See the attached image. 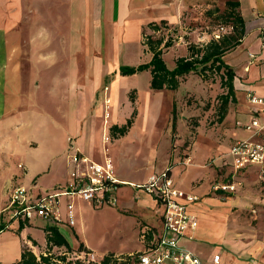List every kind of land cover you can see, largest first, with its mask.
<instances>
[{
    "label": "crops",
    "instance_id": "1",
    "mask_svg": "<svg viewBox=\"0 0 264 264\" xmlns=\"http://www.w3.org/2000/svg\"><path fill=\"white\" fill-rule=\"evenodd\" d=\"M227 1L239 2L245 22L241 44L223 57L235 74L236 102L217 128L195 129L183 157L179 148L170 154L169 110L183 83L175 91H152L148 71L121 76L119 69L151 60L143 46L148 24L182 29L201 20L200 9ZM177 46L162 55L165 62L174 52L170 70L176 58L188 56L186 46L178 52ZM248 94L264 98V0H0V213L13 187L38 193L64 186L71 147L96 164L109 159L122 183L115 207L72 200L73 226L67 225L69 202L59 199L58 229L72 249L82 243L99 257L141 252V231L159 232L161 218L154 198L130 185L169 170L175 188L201 199L189 207L197 227L180 247L203 264H213L200 256L206 245L220 254L218 264H264V163L236 170L230 155L237 141H261L244 128L254 118L264 125V107L250 105ZM133 111L128 131L112 136L110 129L125 125ZM176 131L174 146H180L188 134L181 118ZM216 184H233L235 191L213 193ZM251 212L258 218L254 227L241 221ZM35 222L0 232V264L15 263L29 238L44 246L45 224ZM125 233L129 240L118 250L103 246L109 235L120 240Z\"/></svg>",
    "mask_w": 264,
    "mask_h": 264
},
{
    "label": "built area",
    "instance_id": "2",
    "mask_svg": "<svg viewBox=\"0 0 264 264\" xmlns=\"http://www.w3.org/2000/svg\"><path fill=\"white\" fill-rule=\"evenodd\" d=\"M247 101L252 106L264 107V98L248 94ZM244 128L255 135H261V141L253 143L246 140L234 143L230 155L236 170L247 165L264 163V125H260L254 118ZM105 141H108L107 137ZM68 153L67 159L71 169L64 186L38 193L22 186L11 189L8 203L0 213L6 230L12 229V225L19 228L20 224L26 225L37 219L44 224L58 227L63 219L60 213L61 197H65L69 202L65 206L68 226L74 224L72 205L74 199L93 207L116 206V191L122 183L114 177L112 162L106 159L102 164H96L71 147ZM130 186L135 192H145L154 198L159 206L161 228L159 232L143 229L139 237L144 249L127 257L131 260L136 259L137 264H203L192 252L180 247V240L185 233L197 227V220L190 214L189 207L197 204L200 199L175 188L168 171L152 175L142 185ZM214 189L222 193H233L235 186L220 184ZM90 256V253L82 252L76 255V258L92 262ZM117 260L121 258L117 257ZM219 260L220 254L217 253L213 255L211 261L218 264Z\"/></svg>",
    "mask_w": 264,
    "mask_h": 264
},
{
    "label": "trees",
    "instance_id": "3",
    "mask_svg": "<svg viewBox=\"0 0 264 264\" xmlns=\"http://www.w3.org/2000/svg\"><path fill=\"white\" fill-rule=\"evenodd\" d=\"M211 8L204 12L208 16L218 13V18L224 19L225 23L230 26V32L212 38L205 45L188 44L187 57L176 58L175 66L172 70L168 69L162 55L165 51L171 48L175 40L168 37L163 41L153 39L151 36H143V46L145 51L151 54V60L148 63L140 64L134 67H121L119 74L122 76H131L143 71H148L150 76L149 89L152 91L170 90L175 91L184 80L190 75H196L202 82H214L218 78L221 89L226 90V93L217 97V119L216 123H221L227 114L229 105L236 102L234 96L233 81L235 74L233 69L223 61V57L232 52L239 46L245 37V22L239 12L238 1H227L224 4L223 11L219 13L218 8L214 4H209ZM206 7V6H205ZM147 30L159 31L160 29L170 30V27L165 21L159 23H150L146 26ZM131 103L134 99L130 97ZM135 111L126 121V124L121 127H112L110 129L112 136H123L133 124ZM176 118L175 108L172 110V132L175 131ZM169 171V170H167ZM31 223L20 224L18 231H21L24 226H29ZM5 225L0 219V232L4 231ZM45 234V244L43 249L34 240L29 238L33 246L42 249L39 255H36L32 249L23 245L21 248L20 258L13 264H94L76 258L74 254L89 253L85 250L82 243H79L76 249H72L63 236L59 232L58 227L47 225L43 227ZM72 255V256H71ZM117 260L114 254H107L102 257L101 261L96 264H137V260H131L127 256L120 257Z\"/></svg>",
    "mask_w": 264,
    "mask_h": 264
},
{
    "label": "rangeland",
    "instance_id": "4",
    "mask_svg": "<svg viewBox=\"0 0 264 264\" xmlns=\"http://www.w3.org/2000/svg\"><path fill=\"white\" fill-rule=\"evenodd\" d=\"M211 8L210 6L204 7L200 9L201 20H197L182 26L180 28L170 27V30L160 29L159 31H152L147 30L145 32V36H151L153 39H160L163 37V41L167 40L168 37H171L175 40L174 46H177L176 51L178 52L182 46H188V44H195V45H205L208 43L212 38H217L218 36L225 35L230 32V26L225 23L224 19L218 18V13H214L211 16H207L205 14V10ZM219 13L223 11L224 6L217 7ZM184 33H191V36L185 35ZM181 37V39H177V37ZM145 39H143L144 41ZM176 55H179L178 53ZM174 58V52L169 51L165 55V64L166 66H171L172 60ZM179 92H177L175 99L170 107L169 110V121L172 124V110L175 108V118H176V125L178 119H183V124L188 131L186 138L182 140L180 146H174L176 140V127L175 131L170 133V149L169 153L172 154L173 150L179 148L180 152L179 155L181 157L184 156V152H189L193 143V137L195 134V129L199 126L206 128L207 130L217 128L215 123L217 119V107H218V100L217 97L221 94L226 93V90L221 89L219 85L218 78L212 83L210 81L202 82L196 75L189 76L186 80L182 82ZM146 89V80L143 79L140 82V91H144ZM139 90V89H138ZM135 91L129 93V98H135ZM233 104L229 105L232 106ZM226 182V181H225ZM219 185L216 184L212 187L213 193H222L220 191H216L214 188ZM231 194V193H227ZM201 200V199H200ZM200 204V201L197 203ZM249 215V214H248ZM242 217L241 221L243 220L248 226L254 227L258 221V218L253 216V212L250 213L249 216ZM38 225L42 226L44 224L41 220H36ZM262 225H264V220H262ZM245 226L243 225V228ZM160 228V223L158 225ZM64 229V228H62ZM234 230V229H233ZM120 240L117 238H112L111 235L104 241L103 246L106 248H112V250H118L121 246L122 242L126 244V241L129 240L130 233H125L120 235ZM121 243V244H120ZM129 243V242H128ZM25 245V244H24ZM130 244H128L129 246ZM27 246V245H26ZM32 251L39 255L42 249H38L37 247L33 246L30 242L28 246ZM215 247L206 245L203 249H200V256L204 257L206 260H212L214 254ZM90 261L96 264L99 263L102 257L94 256L90 251ZM93 255V256H92ZM72 256V255H71ZM73 256H76L74 254ZM118 257V256H117ZM122 257V256H121ZM225 260H221L220 264H224Z\"/></svg>",
    "mask_w": 264,
    "mask_h": 264
}]
</instances>
